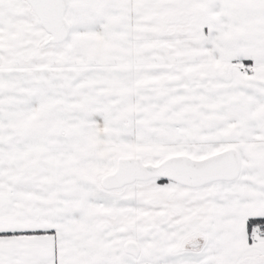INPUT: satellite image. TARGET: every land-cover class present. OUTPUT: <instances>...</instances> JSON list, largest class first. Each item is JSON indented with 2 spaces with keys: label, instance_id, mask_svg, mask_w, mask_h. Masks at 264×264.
<instances>
[{
  "label": "snow or ice",
  "instance_id": "snow-or-ice-1",
  "mask_svg": "<svg viewBox=\"0 0 264 264\" xmlns=\"http://www.w3.org/2000/svg\"><path fill=\"white\" fill-rule=\"evenodd\" d=\"M0 264H264V0H0Z\"/></svg>",
  "mask_w": 264,
  "mask_h": 264
}]
</instances>
